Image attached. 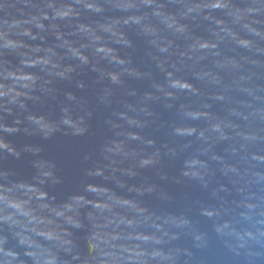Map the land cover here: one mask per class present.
I'll return each instance as SVG.
<instances>
[{
	"label": "clouds",
	"instance_id": "obj_1",
	"mask_svg": "<svg viewBox=\"0 0 264 264\" xmlns=\"http://www.w3.org/2000/svg\"><path fill=\"white\" fill-rule=\"evenodd\" d=\"M17 133L86 138L74 186ZM148 174L261 255L264 0H0V264H187L205 233Z\"/></svg>",
	"mask_w": 264,
	"mask_h": 264
},
{
	"label": "water",
	"instance_id": "obj_2",
	"mask_svg": "<svg viewBox=\"0 0 264 264\" xmlns=\"http://www.w3.org/2000/svg\"><path fill=\"white\" fill-rule=\"evenodd\" d=\"M240 2V0H238ZM46 42L51 44L53 38L46 37ZM36 43H40L36 41ZM90 84V77L85 78ZM133 86L143 89L145 85L141 82H133ZM90 95V90L89 93ZM157 110H160L157 106ZM163 119L170 118V113H162ZM7 123L11 122V117L6 120ZM8 139L12 140L17 147H21L26 143H39L44 148V155L54 157L58 160L61 172L65 176V188H72L74 180L78 171L77 156L78 154L90 147V143L86 138L71 139L66 137H56L52 140L41 141L38 138L25 137L22 133H17L9 136ZM227 145L222 143L217 146V151L222 153V150ZM6 166L15 167L20 170H27L29 167L26 160L15 161L11 157L5 161ZM169 174H174V170L169 168ZM150 178L164 187L173 197V207L186 208L191 206V211L187 212L189 218L194 222L193 227L205 233V240L202 246L195 247L190 237L182 236L177 243L182 248H187L191 253L187 257V264H264V248L253 245V251L261 253L258 257H246L244 255L245 249L240 248L236 251L230 250L229 247L219 239L216 234L211 230L210 222L206 217L198 215L196 209L197 205L194 203L196 199L201 201L205 197L198 190L188 186H181L173 184L171 181H160L157 177ZM149 203L155 207H164L157 201L149 199ZM239 253V254H237Z\"/></svg>",
	"mask_w": 264,
	"mask_h": 264
}]
</instances>
